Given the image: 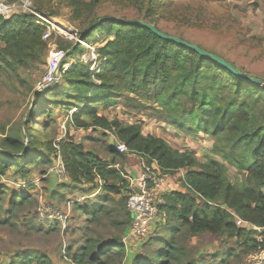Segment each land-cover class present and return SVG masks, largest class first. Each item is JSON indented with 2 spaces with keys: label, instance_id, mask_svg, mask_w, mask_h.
I'll list each match as a JSON object with an SVG mask.
<instances>
[{
  "label": "trees",
  "instance_id": "obj_1",
  "mask_svg": "<svg viewBox=\"0 0 264 264\" xmlns=\"http://www.w3.org/2000/svg\"><path fill=\"white\" fill-rule=\"evenodd\" d=\"M101 1H79L76 5L71 1L70 4L75 6L81 16L94 12ZM165 3L166 0H151L146 11L148 13L142 20L154 23L163 30L157 24L155 16L158 13L152 7ZM99 18H92L81 29V34ZM122 19L124 22H104L94 29L100 34L95 38L96 41L111 39L98 48L102 59L98 71H91L88 65L73 63L64 72L67 87L53 86L44 90L42 95L36 94L35 102L48 93H56L63 97L66 109L70 111L76 108L72 121L77 126L89 124L113 130L129 149L150 160H157L166 174L173 175L186 169L187 173L181 181L187 192L167 193L164 203L160 205L167 221L172 223L171 226L167 223V228L173 233L187 228L194 236L207 232L234 237L245 251L257 248L255 231L238 227L236 219L238 216L264 226V85L258 87L243 81L192 49L163 39L147 27L131 24L128 22L130 19ZM33 20L34 17L29 14L16 15L10 19L0 16V41L7 45L3 62L8 66H14L15 61L22 56L33 55L34 51L44 49L45 43L41 38L44 29ZM88 33L83 36L85 40ZM79 47L83 48L79 45L72 54ZM125 92L157 103L161 107V118L179 130L187 133L203 132L215 137L216 152L230 164L247 170L253 185L242 189L232 185L224 163L226 161L208 157L206 162H199L193 152L175 149L162 137L145 135L139 124L109 120L100 114L101 107L107 109L115 105ZM43 100L35 108L44 106L43 113L46 114L48 105L52 103ZM28 137V145L18 135H7L0 140V176L14 169L27 177L33 171L32 164L50 161L40 153L44 146L48 153L58 151L51 141L38 145L30 133ZM224 138L227 143L219 144ZM59 150L74 182L95 184L101 181L108 192L107 199H112L113 194H120L123 190L129 192L130 183L116 164L117 157L124 153L119 152L116 145L107 146L110 160L87 150L81 143L66 142ZM127 198L122 196V201ZM21 202L20 197L12 201L13 204ZM124 203L126 205L123 202L122 206L128 233L131 215ZM100 206L103 205H99L95 211L99 212ZM2 207L0 203V209ZM86 213L92 214V210L87 208ZM89 241L82 247V253L71 256L76 264H82L85 257L90 263L98 264L103 255L114 250L125 255V243L121 238L95 247ZM159 242L162 243V240ZM178 250L173 240L166 241L154 260L157 264H170ZM138 260L139 257L134 258L132 264H139ZM52 262L47 254L26 253L11 264Z\"/></svg>",
  "mask_w": 264,
  "mask_h": 264
},
{
  "label": "rangeland",
  "instance_id": "obj_2",
  "mask_svg": "<svg viewBox=\"0 0 264 264\" xmlns=\"http://www.w3.org/2000/svg\"><path fill=\"white\" fill-rule=\"evenodd\" d=\"M6 1L14 3L20 0ZM28 1L36 11L80 34L81 29L94 17L142 20L151 2L102 0L94 12L79 16L71 1L76 5L79 1L89 3L90 0ZM152 8L158 13L155 16L157 24L167 33L220 55L246 74L264 82V0H166L165 4ZM99 35L96 30H92L86 39L98 48L111 40L104 38L96 41ZM54 42L67 51V47L77 43L61 37H57ZM44 43V49L34 51L33 55L22 56L10 67L3 62L7 45L0 41V140L7 135H18L28 145L30 133L38 145L51 141L58 150L48 153L44 146L40 153L50 161L32 164L33 171L27 177L14 169L0 176V203L3 205L0 209V264L17 262L18 257L26 253L47 254L52 264H76L71 256L82 253L81 249L88 240L93 243V247L106 245L115 238L123 241L127 231L122 206L123 202L127 203V199L122 201V196L128 197L127 190L107 199L108 192L101 181L95 184L77 183L68 172V179L60 182L52 172L55 161L59 157L63 161L59 150L63 143H81L87 150L110 160L107 146L116 145L118 138L113 130L89 124L77 126L70 117L71 112L64 106L63 97L56 93H48L35 102L36 94L42 95L44 91L38 88V83L48 69L49 47L48 43ZM85 53L88 50L79 47L76 53L62 60L53 86L67 87L64 72L73 63L87 66L86 62L81 61ZM43 99L52 103L48 105L46 114L43 113L44 106L35 108L42 104ZM159 109L161 107L157 103L125 92L115 105L102 109L100 114L109 120L139 124L145 135L162 137L175 149L191 151L199 162H206L208 157L226 161L216 152L215 137L203 132L181 131L162 119ZM30 115L33 116L27 121ZM84 120L90 123L87 118ZM220 143L226 144L227 139L224 138ZM129 150L130 153L117 157L116 164L130 182L129 179L135 177L131 170L140 163L141 154ZM224 163L228 168V178L237 189L253 185L247 170L228 161ZM174 180L179 182L180 178L175 176ZM19 197L21 204H13L14 198ZM99 205L103 206L97 212L95 209ZM87 208L92 210V214L86 213ZM167 223L169 226L172 224L161 210L147 236L125 244V255L114 250L103 255L98 264H132L137 257L140 259L139 264H157L154 260L157 258L156 253L170 240L179 248L170 264H244L249 253L256 250L245 251L238 239L226 235L204 232L194 236L187 228L173 233L167 228ZM82 264L92 263L85 257Z\"/></svg>",
  "mask_w": 264,
  "mask_h": 264
},
{
  "label": "built area",
  "instance_id": "obj_3",
  "mask_svg": "<svg viewBox=\"0 0 264 264\" xmlns=\"http://www.w3.org/2000/svg\"><path fill=\"white\" fill-rule=\"evenodd\" d=\"M21 14L32 15L34 17L33 21L43 27L41 38L48 43L49 47L48 69L43 79L38 83L39 89H44L54 82L55 73H58L60 64L66 56L67 50L58 47L54 42L57 37L75 41L87 49L88 53L82 55L81 61L86 62L91 71H98V67L102 63L98 47L95 43L85 40L79 31H73L63 23L55 21L52 17L36 11L28 0H20L14 3L0 0V16L10 19ZM75 110L76 108L73 109V111ZM116 147L121 153L128 154L131 152L125 142L119 139H116ZM140 167L139 174L129 179L130 190L126 205L131 215V223L128 233L123 238L125 244L148 235L151 227L160 216V205L164 203V195L168 192L165 184L169 174L162 171L157 160H150L149 157L141 155ZM52 172L60 182L68 179V171L60 157L55 161ZM53 216L50 215L49 217ZM236 224L238 227L255 231L254 238L258 243V247L249 253L244 264H264V226L255 225L238 216Z\"/></svg>",
  "mask_w": 264,
  "mask_h": 264
},
{
  "label": "water",
  "instance_id": "obj_4",
  "mask_svg": "<svg viewBox=\"0 0 264 264\" xmlns=\"http://www.w3.org/2000/svg\"><path fill=\"white\" fill-rule=\"evenodd\" d=\"M110 21H114V22H124V20L122 18H117V17H113V16H104V17H100L98 19V21L91 25L84 33L81 34V36L83 37L86 33L94 30L98 25L104 23V22H110ZM131 24L134 25H139V26H143V27H147L148 29L152 30L155 34H157L158 36L162 37L163 39L169 40V41H173L176 42L180 45H183L187 48L192 49L193 51L199 53L201 56L207 57L210 60H212L213 62L217 63L218 65L228 69L230 72H232L233 74H235L239 79L246 81L248 83L254 84L258 87H261L264 85V82L262 79L258 78V77H254L252 75H248L245 72H243L241 69H239L234 63L228 61L227 59L221 57L220 55L213 53L211 51H208L207 49L199 46L198 44L192 43L184 38H181L179 36L176 35H172L169 33H166L165 31L161 30L158 28V26L154 23H150L148 21L145 20H129L128 21ZM79 46V43H76L75 45H73L66 53L65 57L70 56L75 50L76 48ZM57 76V73H55V77ZM56 81L52 82L51 84L47 85L44 89L41 90H47L50 89L51 87H53L54 83Z\"/></svg>",
  "mask_w": 264,
  "mask_h": 264
},
{
  "label": "crops",
  "instance_id": "obj_5",
  "mask_svg": "<svg viewBox=\"0 0 264 264\" xmlns=\"http://www.w3.org/2000/svg\"><path fill=\"white\" fill-rule=\"evenodd\" d=\"M103 109V108H102ZM102 109H100L99 110V112L101 113V110ZM70 112H71V115H70V117L73 115V113L75 112V111H73V110H70ZM108 160V159H107ZM154 165H156V164H154ZM140 163L137 165V167L135 166V167H133L132 168V170H131V172H132V174L134 175V176H137L138 174H139V172H140ZM187 173V170L186 169H182L181 171H179L178 173H176V174H174V175H169L168 177H167V182H166V184H165V186H166V190L170 193V192H172V191H181V192H187V189H185L184 188V186L182 185V181H181V179H183V177H184V175ZM175 176H178L179 178H180V181L179 182H177V181H175L174 180V177Z\"/></svg>",
  "mask_w": 264,
  "mask_h": 264
},
{
  "label": "bare ground",
  "instance_id": "obj_6",
  "mask_svg": "<svg viewBox=\"0 0 264 264\" xmlns=\"http://www.w3.org/2000/svg\"><path fill=\"white\" fill-rule=\"evenodd\" d=\"M113 39V38H112ZM105 41V40H104ZM104 44V43H103Z\"/></svg>",
  "mask_w": 264,
  "mask_h": 264
}]
</instances>
